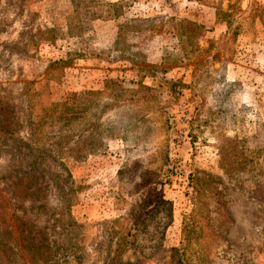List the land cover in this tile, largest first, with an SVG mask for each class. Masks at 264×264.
<instances>
[{
  "label": "rangeland",
  "instance_id": "1",
  "mask_svg": "<svg viewBox=\"0 0 264 264\" xmlns=\"http://www.w3.org/2000/svg\"><path fill=\"white\" fill-rule=\"evenodd\" d=\"M5 225L3 264H264V0H0Z\"/></svg>",
  "mask_w": 264,
  "mask_h": 264
},
{
  "label": "trees",
  "instance_id": "2",
  "mask_svg": "<svg viewBox=\"0 0 264 264\" xmlns=\"http://www.w3.org/2000/svg\"><path fill=\"white\" fill-rule=\"evenodd\" d=\"M221 14V13H220ZM222 14L223 15H225V14H228L227 12H223L222 11ZM47 120V119H46ZM9 134L10 135H13L14 134V132H12V133H10L9 132ZM30 146V145H29ZM42 149H39V151H41ZM40 153H44V152H40ZM40 153H38V155H37V157H36V163L38 162V163H40L39 162V155H40ZM73 153V152H72ZM227 164V163H226ZM228 165V164H227ZM38 166L39 165H37V168H38ZM32 171H36V169H34L33 167L31 168V172ZM206 176H209V174L208 173H204ZM24 185H25V183L24 182H19L17 185H16V187H17V190L18 189H22L23 187H24ZM202 188V187H201ZM199 192L200 191V189L199 188H197V190H196V192ZM218 193H220V192H218ZM221 195V194H220ZM16 205V204H15ZM15 215H17V214H14V216ZM20 220V219H19ZM3 228H5V229H3ZM10 228V225H5V226H2V227H0V230L1 231H5V230H7V229H9ZM12 229V228H11ZM192 230V228L190 229V225H185L184 227H183V234H184V236L187 234V232L189 233V231H191ZM4 233V232H3ZM36 233H37V231L35 230V231H33L32 232V235H36ZM11 235V234H10ZM31 235V233L29 234V236ZM186 238H187V236H186ZM42 244V243H41ZM39 242H37L36 241V239H34L32 236H30L29 238L27 237V239L25 240V243H24V245H22V247H24L28 252H30L29 254H31L32 255V258L34 259V256H35V254H33L37 249H41L42 248V245H41ZM8 246V245H7ZM130 246V244L127 242V241H124V242H122V243H120L119 245H118V247H117V249L115 250L116 251V253H115V255L113 256V257H111L110 259H109V263H107V264H125V261H124V259H123V257H122V255H123V253L126 251V249L128 248ZM4 247H5V245L3 244L2 245V241H1V239H0V252L2 251V252H5V249H4ZM9 249H11V247L9 248ZM32 251V252H31ZM16 253H18L17 251H16ZM15 252H14V254H16ZM8 255V254H7ZM7 255H5V253L3 254V255H1L0 254V264H3V263H5V261H6V256ZM34 262V264L35 263H37V261H33Z\"/></svg>",
  "mask_w": 264,
  "mask_h": 264
}]
</instances>
